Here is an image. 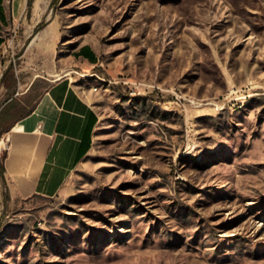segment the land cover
<instances>
[{"label": "rangeland", "instance_id": "rangeland-1", "mask_svg": "<svg viewBox=\"0 0 264 264\" xmlns=\"http://www.w3.org/2000/svg\"><path fill=\"white\" fill-rule=\"evenodd\" d=\"M45 19V47L0 26V151L51 68L99 122L55 197L2 185L0 264H264V0H56Z\"/></svg>", "mask_w": 264, "mask_h": 264}, {"label": "crops", "instance_id": "crops-1", "mask_svg": "<svg viewBox=\"0 0 264 264\" xmlns=\"http://www.w3.org/2000/svg\"><path fill=\"white\" fill-rule=\"evenodd\" d=\"M52 1L0 0V26L27 24L31 35ZM59 34L52 19L30 36V42L45 47L57 42ZM0 36L1 44L4 39ZM72 58L84 67L98 60L95 49L88 44ZM46 74L51 82L37 106L4 133L0 152L11 200L58 195L94 142L99 115L91 101V90H82L70 72L51 78L56 74L51 68ZM2 185L0 176V217L4 208Z\"/></svg>", "mask_w": 264, "mask_h": 264}, {"label": "trees", "instance_id": "trees-1", "mask_svg": "<svg viewBox=\"0 0 264 264\" xmlns=\"http://www.w3.org/2000/svg\"><path fill=\"white\" fill-rule=\"evenodd\" d=\"M53 2H56V0H53ZM47 24V21L46 19L44 18L43 20H41L38 25L36 26L34 32L37 33L40 29H42L45 25ZM12 70V67H10L8 69L7 72L11 71ZM0 176L2 178V183L5 187V191H4V197L6 199H9L10 198V195H9V189H8V183H7V180H6V177H5V167H4V164L3 163H0ZM3 215H4V212L2 213L1 217H0V228L2 227V221H3Z\"/></svg>", "mask_w": 264, "mask_h": 264}]
</instances>
